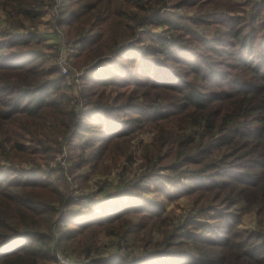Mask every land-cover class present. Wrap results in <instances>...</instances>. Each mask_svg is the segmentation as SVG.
Returning <instances> with one entry per match:
<instances>
[{
    "label": "trees",
    "instance_id": "obj_1",
    "mask_svg": "<svg viewBox=\"0 0 264 264\" xmlns=\"http://www.w3.org/2000/svg\"><path fill=\"white\" fill-rule=\"evenodd\" d=\"M52 1L0 0V264H55L54 247L72 264H264V0H62L80 82L28 30ZM94 174L107 190L76 192Z\"/></svg>",
    "mask_w": 264,
    "mask_h": 264
},
{
    "label": "rangeland",
    "instance_id": "obj_2",
    "mask_svg": "<svg viewBox=\"0 0 264 264\" xmlns=\"http://www.w3.org/2000/svg\"><path fill=\"white\" fill-rule=\"evenodd\" d=\"M62 4V0H60V4L58 6V12H59V9H60V6ZM170 9V8H169ZM170 10H174V9H170ZM180 10V13L182 14H187V15H190L192 14L191 12H186L182 9H179ZM46 11H47V8L45 9V12H44V15L42 16V18L35 24L33 25H29V22H27V24L29 25L28 27V30L29 31H34L36 33H38L44 43L43 45L41 46L42 48H44L45 46H48V45H56L58 47V39H59V34L60 35H64L63 33V30H62V27H60L59 23H54L53 21L49 20L47 15H46ZM5 17H6V13H4L1 9H0V28L1 26L5 27L6 25L5 24H8L6 23L5 21ZM65 37V35H64ZM66 38V37H65ZM67 39V38H66ZM45 51H49L48 48L45 47ZM70 59V62H71V70L69 73V75L72 77L74 75H76L77 73H80V74H83V69L84 67L83 66H78L76 65V63L74 62V59L73 58H69ZM82 76V75H81ZM70 77V78H71ZM75 82H80V79L78 81H75ZM74 92L77 93L78 90H79V84H76L74 85ZM156 130L153 128V127H147L145 128L144 130H141L139 132V134L132 140L134 143L137 142L138 143V146H139V142L140 140H142L143 142H148L150 141L154 134H155ZM65 160H67V158L65 157ZM139 163V162H138ZM138 163H135V165H133L134 167L133 168H136L138 166ZM64 165H67V162L64 161ZM121 168H117L113 171V173L115 172H120ZM167 173V171L165 172V174ZM120 173H118V175L116 174H113L111 177H110V180H114L115 176L116 175V178L117 176H119ZM107 174L105 175H97V174H94V177L92 176L91 179H89V181L87 182L88 184H86V186L83 188V189H80L78 188L76 190V192L78 193H83L84 191L85 192H88L89 190H94L98 187H96L97 185L99 184H104L106 183V190H107ZM116 180V179H115ZM88 185V186H87ZM110 186V185H109ZM84 190V191H83ZM78 193H75V192H72V194H78ZM143 193L145 195H160L158 191H156L154 188H151L150 190H146V191H143ZM187 199L186 198H181L177 201H173V202H166L165 205H166V208H167V212H169L170 214L174 216H180L182 215L184 212H185V209L187 207ZM242 226L245 227V228H254L256 227V213L254 211H249L247 212L246 214H244L243 216V219H242ZM164 235V232H162V230L160 229H153L151 231V239L152 241L154 240H160L162 239ZM101 238L103 239L102 242L104 244V246H102L105 250V252L109 253L113 250H118V245L116 246V243L110 241V237L109 236H101ZM115 242H116V239H115ZM143 243L142 240H140V244ZM102 244V245H103ZM118 247V248H117ZM74 261V260H73ZM73 263V262H72ZM71 263V264H72ZM82 264H85V263H82Z\"/></svg>",
    "mask_w": 264,
    "mask_h": 264
},
{
    "label": "built area",
    "instance_id": "obj_3",
    "mask_svg": "<svg viewBox=\"0 0 264 264\" xmlns=\"http://www.w3.org/2000/svg\"><path fill=\"white\" fill-rule=\"evenodd\" d=\"M60 4V0H53L51 4L47 7L46 15L49 20L53 21L55 24L58 23L59 20V12L58 6ZM58 39V51L56 57V63L58 64L61 72L63 74L69 75L71 70V62H70V49L68 47L66 38L64 35L59 34ZM82 74L77 73L76 75L72 76V81H78ZM66 157V156H65ZM65 158L63 159V162ZM54 252L57 257V261L55 264H71L73 262V258L63 254L58 248L54 247Z\"/></svg>",
    "mask_w": 264,
    "mask_h": 264
}]
</instances>
